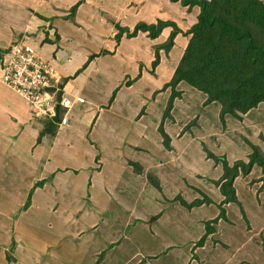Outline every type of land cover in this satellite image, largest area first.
<instances>
[{"label":"crops","instance_id":"1","mask_svg":"<svg viewBox=\"0 0 264 264\" xmlns=\"http://www.w3.org/2000/svg\"><path fill=\"white\" fill-rule=\"evenodd\" d=\"M77 1L0 0V50L4 52L18 37L23 38L25 35L28 39L32 38L29 41L33 42L32 46L37 54L62 79V105L65 108L54 135H41L44 122L41 118L32 116L24 99L15 93L23 104L18 103L16 107L13 103H8L5 107L3 98L0 97V113H3L1 109L5 112L0 117V134L13 137L12 142L8 141L9 147L0 141V150L4 152L0 172H7L1 180L7 181V184L17 183L13 185V191L21 207L27 192L36 182L44 180L41 186L34 188L29 206L20 208L15 216L12 210L0 207V264H160L163 253L166 254L165 258L169 256L168 259H176L180 264H200L202 258L204 262L209 261V264H240L245 261L237 255L240 253L238 249L233 254L234 248L221 252L212 244L209 245L210 249L206 248V243L211 238L209 235L214 232H223L224 235V231L229 230L227 225L234 230V224L228 216L222 221L226 226L218 227L219 229L213 226L214 231L207 236L204 244L193 248L195 241L205 231L204 222L216 217L219 212L217 203L223 199L219 191L218 196L213 197L201 186H192V191L198 194V198L205 194L211 199V203L191 208L182 204L175 205L178 211L184 212L185 218L196 213L199 230L197 228L196 232L191 233L187 226L177 238L173 232L171 236L159 239L162 234L159 229L168 220V212L159 208L160 200L166 203L163 198L167 197L166 194L169 195L170 190L176 191V188H172V182L167 180L163 172L160 174L158 171L163 166L173 164L176 157L180 161L188 148L192 149L194 146L184 135L179 141L173 137L170 148L163 151L158 144L159 122L154 125V121L148 117L150 113L142 112L139 117V109L152 104L150 95L154 89L145 93L144 102L149 98L148 104L133 100L129 90L140 87L138 91L145 92L146 81L156 80L150 78L153 75L148 70L147 61L152 59L154 45L164 40L169 28L154 39L149 38L146 32L138 31L132 37L123 33L118 42L115 40L118 29L114 24L131 30L135 23L131 25V16H135L137 22L151 23L157 17L162 20L172 19L179 25L174 16L178 8L186 13L183 18L185 22L194 18V14L187 13L185 7L170 0H83L72 18H66L70 7ZM124 43L129 44L127 52L124 50ZM142 45L146 47V57L141 56L144 52ZM103 50L107 52L103 53ZM148 50L150 53L147 54ZM142 59L146 61L142 70H139L137 62L143 61ZM162 59L160 58L155 69L166 64L168 58ZM167 73L166 71L165 76ZM128 80L131 81L129 85L126 84ZM115 89L114 97L110 100ZM251 111L252 109L245 115H249ZM201 112L197 113L200 125L203 116ZM174 114L173 111L172 117L163 121L168 135L185 124L180 120L177 122ZM9 116L11 119L6 125L3 124ZM153 125L154 131L151 130ZM187 129L185 124L182 131ZM219 131L220 129L204 133L217 135ZM18 140L20 143L16 144ZM139 142L147 150L141 152L142 149L133 150L129 146ZM24 143L29 147L31 158L23 157L22 154L19 156L20 151L14 149L15 145ZM199 145L201 152H204L205 147L217 156L214 144L212 150L203 140ZM195 151L201 156L198 148ZM7 155L16 156L17 159L9 164L10 161H5ZM209 156L210 154L203 159L201 168H193L195 170L192 169L190 173H205V181L212 182L213 186L222 177V164ZM195 159H198L196 155ZM105 164H111L107 171ZM113 168H121L122 172H114ZM256 171L257 176L250 177L249 182L251 178H256L261 186L259 168L253 167L246 177ZM149 174L155 175L159 188L153 185L151 179L150 182ZM174 178L176 182H184L185 179L183 174ZM237 179L238 177L234 180V187L236 196L241 201L236 186ZM215 188L219 190L218 185ZM178 193L180 192L176 191L174 195ZM144 194L149 198L155 196L156 199L148 198L144 202ZM219 196L220 201L216 202ZM168 197L172 198L170 195ZM182 199L186 202L193 200H187L184 196ZM247 205L260 209L264 206V186L259 194H247L245 206ZM33 215L43 217L45 224L34 223ZM148 221L152 224V232ZM249 221L252 230H264V217L260 213L254 214ZM169 224L166 225L167 231L178 226L175 222ZM202 226L204 230L200 231ZM112 229H119V241L113 250L112 246L109 247L115 243L110 231ZM143 230L150 231L149 236L153 241L162 240L164 249L160 251L152 244L131 249L129 244L136 239L138 232L145 234ZM234 232L239 233L236 228ZM193 235L196 237L193 238ZM226 239L229 244H225L222 239L224 245L234 243L229 237ZM116 248H121L122 252L129 250L130 254L121 256V260L115 262L113 254ZM211 252L216 253L214 258L203 256Z\"/></svg>","mask_w":264,"mask_h":264},{"label":"trees","instance_id":"2","mask_svg":"<svg viewBox=\"0 0 264 264\" xmlns=\"http://www.w3.org/2000/svg\"><path fill=\"white\" fill-rule=\"evenodd\" d=\"M83 0H78L70 9L66 18H72L78 5ZM178 2L185 7L187 13H193L194 18L188 20V25L183 28L172 20L158 19L157 23L140 21L133 29L121 27L115 23L118 32L115 40L118 42L121 35L126 33L132 37L138 31L146 32L151 39L158 37L162 32L170 28L169 33L160 43L155 44L154 59L151 62L152 68L159 63V50L169 52L176 45V39L180 36H188L184 48L181 51L178 62L173 69L168 81L163 84L162 89L171 88V94L167 100V106L162 114L158 131L163 137V143L168 145L169 137L165 132L163 121L171 116V108L174 99L179 97L181 90L188 88L189 91H196L203 96L198 112L203 116L215 118L223 127L227 115L239 120L251 109L258 107L264 102V1L262 0H170ZM46 39V38H45ZM18 40L15 39L14 41ZM12 41V42H14ZM184 44V43H183ZM182 44V45H183ZM8 49V48H7ZM4 49V51H7ZM107 52L103 50V53ZM3 50H0V62L4 57ZM153 71V70H151ZM139 74L135 77L138 78ZM131 81H127V85ZM62 88V79L59 83ZM116 89L113 91L110 100L113 99ZM60 101L61 92L56 95ZM213 106V107H211ZM210 108L214 112H208ZM65 108L59 104V120L53 122L49 118H43L44 129L41 135L48 133L54 135L61 120ZM196 110V112H197ZM197 112V113H198ZM186 123L198 125V115ZM197 127V128H198ZM204 132V126L200 128ZM250 153L247 160H235L232 164L225 157L213 156L222 164V177L215 181L223 199L217 204L218 215L206 221L205 231L195 242L194 246H202L207 236L214 231L212 222L219 218L225 219V209L222 204L237 202L234 180L239 175H247L253 167L260 169L259 180L264 184V152L259 145L250 143ZM152 181L153 178L150 177ZM44 180L38 181L28 191L25 203L21 209L29 206L31 195L36 186H41ZM157 185L156 182L153 184ZM211 199L195 198L190 202L181 200V204L191 208L203 203H211ZM264 249V240L261 242ZM10 260V256H8Z\"/></svg>","mask_w":264,"mask_h":264},{"label":"rangeland","instance_id":"3","mask_svg":"<svg viewBox=\"0 0 264 264\" xmlns=\"http://www.w3.org/2000/svg\"><path fill=\"white\" fill-rule=\"evenodd\" d=\"M262 1H264V0H262ZM159 5L161 7L163 6L161 2H159ZM103 8H105V7L103 6ZM178 10L175 11L174 16L176 17L177 21L179 22V25L183 28H186V26L189 23L188 19L186 20L187 22H185L183 20L184 15L186 13H184V10H181L180 8H178ZM138 14L139 13H137V15ZM158 19H160V18L155 17L153 19L155 21H153V22L157 23L159 21ZM129 20H130L131 25L133 22H135L133 24V27L136 25V23H138L135 19V16H131L129 18ZM153 22H151V23H153ZM126 25H129V24H126ZM133 27L131 29H133ZM167 31L169 33L170 28ZM167 34L165 35V37L167 36ZM29 39L32 40V38H29ZM29 39L27 40L28 43L30 42ZM187 39H188V36H184V38L179 36L178 40L176 41V45H174L170 50V52H172L171 54H169V52H165L163 49H160L159 50V58H161V59L164 58V60H166L167 58L168 59L166 60L165 65H160L159 67H156V69L152 68V65H151V62L154 59V52H155V47H153L152 59L151 60L149 59L150 61L148 60L147 63L149 66L148 70H149L150 74L153 75L150 78L151 79L156 78V80L155 81H146L145 86H144L145 92L138 91V88H140V87L129 90L130 97L133 100H137L138 102L142 101L144 104H148V102L150 101L149 98H148L147 102H144V99H146L145 93H148L149 92L148 90L154 89L153 93L150 95V97L152 96L151 100H153V102H150L152 104L151 105L148 104L147 106H143V108L140 107V108H142L141 110L139 109V111H140L139 117L142 115L141 114L142 112L150 113L148 117L150 118V120L154 121V125L156 124V122H159V124L161 123L162 114H163L164 110L166 109L167 100L171 94V88L170 87L162 89L163 84L170 79L172 72H173L172 68H174L176 66V63L178 62L179 56L181 54L182 49L184 48L185 42H187ZM111 40L113 41L112 38H111ZM30 44L32 46L33 42H30ZM32 47L35 48L34 46H32ZM141 47L144 50V52L142 53L141 56L146 57V53H145L146 47H145V45H142ZM128 49H129V44L124 43L125 52H127ZM148 53H150L149 50L147 51V54ZM142 60L143 61H141V62L140 61L137 62V68L139 70H142V68L145 64V61H146L144 59H142ZM159 61H160V59H159ZM162 61H163V59L161 60V62ZM168 64H170V65L168 66ZM169 68H171V69H169ZM151 70H153V71H151ZM155 71H157L158 74ZM166 71L168 73L165 76ZM164 76H165V78L162 79ZM160 79H162V80L159 81ZM157 83H159V84H157ZM6 88L0 79V94H1L0 97L3 98L5 107L8 105V103H13V105L16 107L18 106V103L20 105H22L23 103H22V101H20L21 99L18 98L17 95L13 91H11L8 88H7L8 89L7 90ZM125 92H127V91H125ZM181 93L182 94L179 97L174 99L173 106H172L170 112L171 113L173 111L175 112L174 115H175L176 119H178L177 122L180 120L182 122H185V124H186L189 122V120H191L195 116V112L198 109V106L200 107L202 100L204 99L203 98L204 95H201L200 93H198L196 91H191V90L189 91L188 88L181 90ZM211 107H213V106H211ZM9 108H10V106H9ZM1 111H3V113H0V117L2 114L5 113L4 110L1 109ZM13 111H14V108H13ZM201 111H203V109H201ZM208 112H214V109L210 108V110ZM6 116H7V114H6ZM10 119H11L10 116H9V118H5V120L3 118H1L2 121L4 120L2 123L5 125L8 122V120H10ZM201 122L204 126L205 132L208 133L210 131H217L220 129L219 134L209 135V134H206L204 132H200V131H202V130H200L202 125L200 126V128L197 125V127H198L197 128L196 125H192V124H190L189 128L186 131L185 130L182 131V127L185 125L184 124V125H181L182 127L180 129L179 128L177 129L178 131H176V132L172 131L171 134L168 135L169 142H168V145H165L163 143V137L160 134V132L158 131L159 135H160L158 144H159V147L163 151L170 148V143L172 142L173 137L177 141H179V138L183 139L184 135L187 137L188 141H192L191 142L192 146L195 147V148L193 147L192 149H191V147L188 148V151L186 152L185 155H183V158L180 161H178V159L176 157V158H174L175 162L173 164H168L167 166H163L161 168V170L158 171L160 174H162V172H163V174L167 178V180L169 182H172L170 184V185L174 186L172 188H176V191L180 192L175 196L174 195L176 193L175 189H174V191L170 190L169 195L172 198L168 197L169 195L165 193L167 195V197H164L163 199L166 203H164L160 200L161 206L159 208L164 209V211L168 212V220L164 225L161 226V229H159L162 232V234L159 235V239H162V237L163 238L169 237L168 235L171 236V233H173V232L176 233V238H177L180 235V233H182L184 231V228H186L187 226H188V228L190 227L191 233L196 232L197 228L199 230L200 224H198V225L196 224L197 223L196 213L191 215L188 218H185L184 212L178 211L179 209L175 206V205H178V206L181 205V200H182L183 196L187 200H189V199H194V197L198 195L195 191H192V186H196L198 188H199V186H201L204 190H206L207 194L212 195L213 197H217L219 194V192H218L219 190L217 188H215V187H217L216 183H214V185L212 186L211 185L212 182H206L205 181V179H204L205 173L202 174V173H198V172L196 173L195 172L192 175L190 173V172H192L193 168H196V169L201 168V164L204 161L203 159H205L206 156L208 157V155L210 153L209 150H207L205 147H204L205 149L203 148L204 152H201L199 142L201 143L202 140L205 141V144L207 145V147L210 150H212V148L214 149V147H213V144H214V146L216 147L217 156L218 157H225L231 164L235 161V159L236 160H238V159L247 160V158H248L247 153L248 152L250 153V151H251L250 145H249L250 143H253L255 145H259L260 148L264 152V103H261L255 109H252L251 113L247 116L246 115L243 116V118L241 120H239L233 116L227 115L225 117L223 127H221L222 125L217 122V116L216 115H215V118L209 117V116H202ZM159 124H158V126H159ZM154 125L151 128L152 131H154L153 130ZM156 131H157V129H156ZM221 132H223V133H221ZM0 135L2 136V139H0V141L3 144H5V146L9 147L8 141L12 142L13 137L11 135L8 137V135L4 134V133H1ZM198 137H200V138H198ZM14 142H15V140H14ZM18 143H20V140H18L16 142V144H18ZM27 143L28 142L26 141V144ZM26 144L24 143L22 145H15L14 146V149L20 151V153L18 152V155L22 154L23 157H25V156L30 157V153L28 150L29 147ZM129 146L131 148H133V150L142 149L141 152H144L146 149L145 146L143 147L141 142H139L137 145H129ZM197 148L201 152V156H200L199 152L195 151V149H197ZM9 149L12 150V147H10ZM3 154H4V152L2 150H0V161H2L4 158ZM195 155L197 156L198 159L194 160ZM209 157L214 159L213 156H209ZM9 158H10V160H9ZM16 159H17L16 156L8 157V155H7L5 161H7V163H8V161H10L9 164H12V161H15ZM107 160H109V159H107ZM214 160H215V162H221L220 160H216V159H214ZM105 165L107 166V167L105 166V169H106L105 171H107V169L109 167H111V164H105ZM1 168H2V166H0V169ZM6 169H8V168H6ZM193 170H195V169H193ZM112 171L122 172L121 168H115V169L113 168ZM256 173H258V172L256 171V172L250 174L248 177H246V175L237 176L238 182H236V184H237L236 186H237L239 198H241L242 200L240 201L237 198V202H228L229 204L228 203L222 204L223 207H226L225 218L228 216L232 220V222L234 224V230L236 228L239 231V233L234 232V230L231 228V226H228V225L226 226V223L222 222L225 219L219 218L216 222H212L211 225L215 226L216 229L218 227L222 228L223 226H226L229 230H231V233L229 230L224 231V235H223V232L222 233L221 232H214L213 234L209 235L211 238H209L208 242L206 243L207 249H210L211 246H209V245L212 244V246L215 249L216 248L219 249L220 252L222 250L226 251V250H232V248H234V250H233L234 252H232V253L236 254V249H238V251L240 253H238L237 255H239L240 259H245V261H241L240 264H242V263L243 264H264V249H263L262 243H261L264 240V230H255L254 231L251 229V226L249 224L250 217H252L256 213H260V215L262 217H264V206L261 209L258 207H255V206H251V205L245 206L247 203V194L249 193L252 196H254V194H259V192L261 191V187L264 186V184L262 182H261V186H260V183L256 182L257 181L256 178H251L252 180H251V182H249L250 177H253V176L256 177L257 176ZM6 174H7V172H5V174H1V172H0V207L3 209H10V210H12V212L15 213L16 211H18L21 208V205H19L20 203H18L16 200V197H14L15 191H13L14 190L13 185L14 184L16 185L17 183L12 182V183L7 184V181L5 182V181L1 180V179H3V177ZM182 174L184 175V178H185L184 182L183 181L176 182L174 177L180 176ZM186 174H188L189 176H187ZM154 176L155 175H153V174L152 175L149 174L148 178H149V180H150V177H152L153 180L155 179L156 181L154 180L153 182H156L157 185H155V183L153 185L156 188H159L160 184ZM150 182H151V180H150ZM248 185H250L251 187H249ZM150 186H152V185H150ZM166 190H168V189H166ZM11 196H13V197H11ZM199 196H201V195H199ZM259 197L261 198V196H259ZM259 197H258V199H259ZM26 198H27V194L24 198L23 204L25 203ZM142 198H143V201L145 202L146 200H148L149 197L147 194H144ZM197 198H198V196H197ZM206 198H207V196H205V194H202V198H200V199H206ZM220 198H221V196H219L217 198L216 202H219ZM18 199L20 200V197ZM149 199H156V198L154 196L153 198H149ZM131 200L132 199H129V201H131ZM217 208H218V206H217ZM218 210H219V208H218ZM207 211L210 212L209 210H207ZM15 215H16V213L14 214V216ZM199 215H202V214L199 213ZM32 218H33L32 220L34 221V223L45 224V219L43 217H40L38 215H33ZM173 219H175V220H173ZM209 220H211V219H209ZM209 220H206V221H209ZM172 222L177 223L178 226L176 227V229L167 231L166 225L169 223H172ZM205 222H204V224H205ZM147 224H148L149 229L152 232L153 227H152L151 222L148 221ZM262 228H264V226ZM202 230H204L203 226L200 229V231H202ZM110 231L112 232V235H114L113 238H114L115 243L110 244L109 247L112 246V250H113L117 246L116 244L119 241L117 238V236L119 235V233H118L119 229L118 230L112 229ZM143 233H145V234H142L141 232L137 233L136 239H134L129 244V247L131 249H135V248H139V247L144 248L145 246H149L151 244L154 248H157L160 251H162V249H164L163 244L161 243L162 240H160L159 242H156V241H153L152 238L150 239V236H149L150 231L143 230ZM221 235H223V237H221ZM192 237L195 238L196 236L193 235ZM228 237L231 240H233V242H234V243H231L230 246L224 245V243L227 245L229 244L228 240L226 239ZM222 239H224V243L222 242ZM251 239H253L254 242ZM254 244H255V247H254ZM194 247L195 246H193V248ZM121 250H122L121 248H116V251L113 254L114 258H116L115 262L120 261L121 256L130 254L129 250L127 252H122ZM214 252H216V251H214ZM214 252H211L208 254L205 253L203 256H206L209 259L214 258V256L217 253V252L216 253H214ZM223 254H225V252H223ZM165 255H166L165 253L161 254L160 264H180V262L176 259H168L169 256L165 258ZM199 263L200 264L201 263L202 264H209V261L204 262L203 258H202V260ZM229 264H231V263H229Z\"/></svg>","mask_w":264,"mask_h":264},{"label":"built area","instance_id":"4","mask_svg":"<svg viewBox=\"0 0 264 264\" xmlns=\"http://www.w3.org/2000/svg\"><path fill=\"white\" fill-rule=\"evenodd\" d=\"M26 40L24 36L10 43L0 62V79L25 100L34 117L51 119L55 106L62 105L61 77Z\"/></svg>","mask_w":264,"mask_h":264},{"label":"water","instance_id":"5","mask_svg":"<svg viewBox=\"0 0 264 264\" xmlns=\"http://www.w3.org/2000/svg\"><path fill=\"white\" fill-rule=\"evenodd\" d=\"M58 107H59V105L57 104V105L55 106V114H54V115L52 116V118H51V120H52L53 122H57V121L59 120Z\"/></svg>","mask_w":264,"mask_h":264},{"label":"clouds","instance_id":"6","mask_svg":"<svg viewBox=\"0 0 264 264\" xmlns=\"http://www.w3.org/2000/svg\"><path fill=\"white\" fill-rule=\"evenodd\" d=\"M22 35H24V34H22ZM24 36H25V35H24ZM20 38H21V37H20ZM18 39H19V37H18ZM26 39L28 40V37H27V36H26ZM27 40H26V41H27ZM29 43H30V42H29ZM9 45H10V44H9ZM9 45H8V47H9ZM8 47H7V48H8ZM7 48H6V49H7ZM5 52H6V51H4V54H5ZM4 54H3V55H4ZM41 119H43V118H41Z\"/></svg>","mask_w":264,"mask_h":264}]
</instances>
